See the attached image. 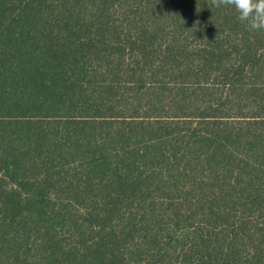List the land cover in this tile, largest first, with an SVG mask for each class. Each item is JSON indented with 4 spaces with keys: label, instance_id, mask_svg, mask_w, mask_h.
Returning a JSON list of instances; mask_svg holds the SVG:
<instances>
[{
    "label": "trees",
    "instance_id": "1",
    "mask_svg": "<svg viewBox=\"0 0 264 264\" xmlns=\"http://www.w3.org/2000/svg\"><path fill=\"white\" fill-rule=\"evenodd\" d=\"M0 264H264V31L0 0Z\"/></svg>",
    "mask_w": 264,
    "mask_h": 264
},
{
    "label": "clouds",
    "instance_id": "2",
    "mask_svg": "<svg viewBox=\"0 0 264 264\" xmlns=\"http://www.w3.org/2000/svg\"><path fill=\"white\" fill-rule=\"evenodd\" d=\"M207 4L211 10L232 6L238 19L247 23L249 31H264V0H207Z\"/></svg>",
    "mask_w": 264,
    "mask_h": 264
}]
</instances>
